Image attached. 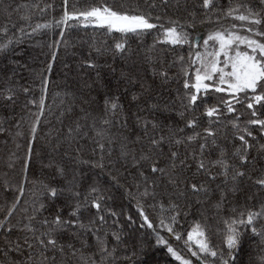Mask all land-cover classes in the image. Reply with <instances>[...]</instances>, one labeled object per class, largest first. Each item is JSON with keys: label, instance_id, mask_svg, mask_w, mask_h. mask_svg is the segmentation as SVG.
Masks as SVG:
<instances>
[{"label": "snow or ice", "instance_id": "6c2138e0", "mask_svg": "<svg viewBox=\"0 0 264 264\" xmlns=\"http://www.w3.org/2000/svg\"><path fill=\"white\" fill-rule=\"evenodd\" d=\"M168 3L95 0L81 6L62 0L61 14L51 19L43 16L54 12L56 6L41 4L40 0L18 4L15 9L4 8L0 55L14 52L36 34L58 30L54 34L59 39L52 41L55 50L51 61L33 74L30 84L6 79L0 87V103L15 106L20 94L26 97L25 114L14 124L16 131L12 133L0 121V133L27 138L21 182L13 186L5 180L3 184L5 192L14 191V195L0 204V264H137L149 245L141 240L128 250L122 216L129 227L138 221L139 229L154 237L155 246L165 248L179 264H238L237 253L245 235L255 244V255L249 254L247 264H264V197L257 199L264 193V0H227L226 4L223 0H199L192 9L185 7V15L176 17L163 13ZM12 12L18 14L21 23L12 20ZM36 16L41 19H34ZM197 24L210 27L201 31ZM76 26L119 34L113 36L111 45L106 41L92 45L98 56H128L130 37L142 39L154 31L153 42L143 49L144 59L162 83L173 79L182 83L183 90H177L175 97L178 107L146 101L130 112L119 94H105L102 108L90 112L80 106L71 91L55 93L49 104L52 64L59 46L67 44L65 30ZM165 51L176 55L166 62L161 55ZM82 63L89 69L97 67L93 59ZM173 68L174 74L170 71ZM121 78L133 85L139 83L141 91L132 93L131 102L139 101L149 90L142 80L124 73ZM173 112L178 121L157 115ZM48 116H54L59 127H49L42 138H55L57 145L66 143L69 147L75 143L74 164L87 166L95 175L83 191L75 175L62 187L41 183L40 190L32 193L31 204L25 201L21 207L24 184L30 183L27 171L33 145L41 125L51 124ZM221 138L227 145L220 143ZM80 141H91L88 157L82 155ZM193 165L195 172L189 177L185 173ZM56 173L64 178L65 169L57 166ZM200 175L207 180H197ZM101 177H106L107 183ZM244 184L254 191L246 192ZM112 188L122 190L133 203L136 217L123 207L117 210L109 204ZM64 192L71 197L67 213L61 207L45 216L43 197L54 200ZM241 192L246 203L239 210L236 205L230 208L232 215L223 220L220 245L210 243L206 228L199 222L187 231L186 239L177 229L181 215L187 216L193 207L192 197L205 211L207 205L219 214L230 195L234 198ZM252 201L256 202L249 204ZM149 209L158 210L155 221ZM18 212L22 213L20 219H16ZM13 232L23 235L13 239ZM161 232H167L168 238ZM64 234L78 240L79 247L62 241ZM171 239L183 240L190 256L181 254ZM122 247L124 253L120 255ZM13 252L26 259L11 257Z\"/></svg>", "mask_w": 264, "mask_h": 264}, {"label": "trees", "instance_id": "16d2710c", "mask_svg": "<svg viewBox=\"0 0 264 264\" xmlns=\"http://www.w3.org/2000/svg\"><path fill=\"white\" fill-rule=\"evenodd\" d=\"M35 3L36 0H0V24L4 23L6 16L4 15V8L10 6L11 9H15L18 4L21 3ZM44 2L52 3L56 6L54 12H50L43 16V19H51L53 15L59 16L62 12L60 7L62 0H40V3ZM95 0H70L71 3H78L83 6L87 3H93ZM112 3L113 0H108ZM119 2V0H116ZM143 2V0H141ZM199 0H169L166 7L163 8V13L168 16H183L185 15V7L192 9L197 5ZM223 3H227V0H223ZM23 11V10H21ZM154 12L157 10H153ZM199 12L200 9L196 8ZM162 13V14H163ZM11 18L18 24L21 23L18 14L12 12ZM34 19H41L40 16L34 17ZM209 25L197 24V30H205ZM58 30L49 31L44 34H36L31 38L25 39L24 42L19 44L14 52H9L4 55H0V87H2L6 79H12L18 84H30L33 80V74L38 73L46 68L47 64L51 61V52L55 50L52 46V41L59 39ZM155 32L153 31V35ZM119 34H105L103 29H94L92 27L84 28L82 26H76L65 30V39L67 44H61L58 48V54L55 62L52 64V71L49 74L51 83L49 85L48 103L52 104L53 95L57 92L63 94L64 92L71 91L78 98V103L81 107L90 112H98L102 108V99L105 94L113 95L119 94L121 101L125 106L126 111H135L136 105L143 106L147 103H158L161 106L165 104H174L178 107L179 102L175 100L177 90L182 91V83L179 79H173L169 83H162L159 77L154 76L152 72V66L145 61L143 49L153 42V35H147L142 39L136 37L129 38V45L131 47V53L128 56H113L110 53H106L102 56H98L92 45L101 44L107 42L108 45L113 43V36ZM186 54V50H185ZM162 58L168 62L171 61L176 53L165 51L162 54ZM86 59L95 60L97 67L94 69L87 68L82 61ZM159 67V65H157ZM171 73H175L176 69H171ZM122 73L128 77L135 78L136 80H142L146 87L149 88L137 102H131V95L134 92H140L139 83L133 85L128 83L125 79L121 78ZM37 95L39 94L37 89ZM61 97H57V102ZM83 101H88L84 103ZM210 102H214V98H209ZM26 103V97L20 94L15 106H9L6 103H0V121L3 122V126L9 129L12 133L16 131L14 128L15 122L25 114L24 104ZM79 113V108H77ZM157 115L163 119L165 116H171L175 120H179V117L175 113H157ZM204 118H202L203 120ZM48 120L51 124L43 123L41 125V131L37 134V139L34 142L32 149L31 160L28 162L27 175L30 183H25V193L21 199V207L25 206L24 202L28 201L31 204L32 193L40 190L41 183H48L55 186H64L66 180H71L75 175L79 183L81 184V191H83L88 184H90L95 175L94 171L89 170L87 166H77L73 162L75 155L74 149L77 145L74 143L71 147L66 143L57 145L55 138L43 139L45 132L49 127L53 125L59 127L56 124L54 116H48ZM69 122L65 119V124ZM131 124V121H129ZM27 128V125H24ZM190 132V130H187ZM17 143L20 144V148H17ZM83 144L84 157L90 155L91 148L93 147L91 141H80ZM221 144L227 145V141L223 138L220 139ZM27 138H14L9 132L0 133V204L4 203L5 197L11 199L14 195V191H7L3 189L5 180L9 184L15 186L21 182L22 172L21 166L25 162L24 156L26 153ZM230 147V145H228ZM183 151V150H181ZM253 155L255 151L253 150ZM9 163L13 167H8ZM264 163V161H262ZM51 165V166H49ZM62 167L65 169V176L61 178L56 173V167ZM195 172V165L185 174L189 177ZM197 180H207V177L203 175L197 176ZM104 183H107L106 177H101ZM215 187V185H212ZM246 192H253L254 189H249L247 184L242 185ZM113 196V200L109 201V204L119 210L123 207L128 213L137 216L136 209L133 203L130 202L122 193V190L112 188L109 193ZM264 197V193L258 194L257 199ZM46 204L45 216H49L55 212L58 208L63 207L65 214L67 213V203L71 197L67 192L61 193L54 200L49 199L47 196L43 197ZM215 200V196L212 197ZM182 202V201H181ZM256 201L249 202L255 203ZM193 207L191 208L187 216L181 215L180 223L177 229L181 231L184 239L187 238V231L191 226L199 222L206 228V235L210 243L220 245L223 241L224 228L223 220L232 215L230 208L236 205L238 210L246 202L244 199V193H238L236 197L229 198V201L224 205L223 210L219 214H215V209L210 206L201 208L200 205L195 203V197L191 198ZM211 203V202H209ZM150 217L155 221L157 219L158 210L153 211L149 209ZM203 213V214H202ZM22 218V213L16 214V219ZM121 222L124 224V232L126 233L125 239L128 245V250L131 251V246L144 241L149 245L142 256L137 259V264H179L170 254L167 253L163 247H157L154 243V237L147 234L144 229H139L138 221L135 227H129L125 217H121ZM150 231V230H149ZM165 238H168L167 232H161ZM22 233L13 232L12 238L22 236ZM3 237H0V248L3 247ZM91 243V236L88 237ZM62 241H71L79 247V241L73 239L70 235L64 234ZM23 243V241H20ZM170 243L177 248L181 254L190 256L184 247L183 240L175 241L170 240ZM255 244L249 236L245 235L240 251L237 253L238 264H247L249 254L255 255L253 251ZM24 251L27 252L26 246ZM123 247L120 250V255H123ZM11 257H15L18 260H25L26 256L11 253ZM193 260L195 258H192ZM123 264V262H121Z\"/></svg>", "mask_w": 264, "mask_h": 264}]
</instances>
